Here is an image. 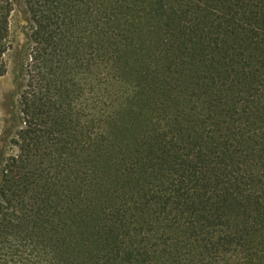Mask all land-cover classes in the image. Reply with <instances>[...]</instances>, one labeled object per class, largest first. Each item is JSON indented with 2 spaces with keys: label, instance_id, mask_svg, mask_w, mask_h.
Instances as JSON below:
<instances>
[{
  "label": "trees",
  "instance_id": "trees-1",
  "mask_svg": "<svg viewBox=\"0 0 264 264\" xmlns=\"http://www.w3.org/2000/svg\"><path fill=\"white\" fill-rule=\"evenodd\" d=\"M234 1L235 8L224 13L213 0H199L193 48L181 54L178 66L147 100L131 107L136 87L124 76L138 54L150 47L151 32L147 38L143 33L148 24L153 31L163 20L167 0H156V9L146 20L143 12L151 7H145L147 0H24L30 44L21 66L19 127L10 133L2 152L0 264H74L70 253H80L92 239H104V253L117 261L121 225L102 233L101 196L122 166L133 173L135 143L174 130L189 85L205 66L218 75L215 87L193 90L192 99L215 90L224 74L227 80L235 79L232 86L239 83L242 89L243 79H236L247 76L258 83L252 107L257 123L249 135L245 161L223 195L226 212L197 227L198 209L182 201L189 196L184 182L167 180L154 187L151 201L160 220L167 229L185 231L188 240L173 247L174 255L169 251L170 259L149 264H264V172L260 171H264V0ZM13 8V0H0V80L8 73L5 58L14 48ZM246 11L251 15L243 17L256 22L246 30L263 39L259 48L263 63L253 73L247 64L239 75L212 54L228 45L236 28H244L238 18ZM250 99L243 92L237 94L245 109ZM189 103L194 109L193 100ZM151 105L166 117L142 122L136 130ZM177 127L181 129L179 122ZM201 161L207 163L204 155ZM252 217L258 218V230L244 244L230 230L233 218Z\"/></svg>",
  "mask_w": 264,
  "mask_h": 264
},
{
  "label": "rangeland",
  "instance_id": "rangeland-1",
  "mask_svg": "<svg viewBox=\"0 0 264 264\" xmlns=\"http://www.w3.org/2000/svg\"><path fill=\"white\" fill-rule=\"evenodd\" d=\"M13 1L10 30L14 48L6 55L8 73L0 80V171L2 152L4 153L7 146L9 135L19 127L18 94L23 83L21 66L30 44V21L26 5L24 0ZM213 2L224 13H227L229 8H235L234 0ZM156 3V0H147L145 3V7L151 6L148 7L149 11L143 12L145 20L148 19L150 10L156 9ZM199 5V0H167L165 15L163 20L157 23L156 29L149 31L150 24L147 25L143 38H147L151 32V45L138 54L124 76L136 87V94L130 102L131 107L147 100L168 72L178 66L181 54L193 48L191 40L196 34ZM243 15L251 13L241 12L238 18L244 28H236L228 39V45L222 46L221 50L212 54L216 61L235 67L239 75H242L247 64L253 73L259 70L263 63L259 50L263 39L258 40V35L253 36L247 31L249 25L255 26L256 22L244 18ZM211 73L210 68L205 66L192 80L189 85L190 92L181 102L182 109L174 130L170 133L156 132L135 143L133 173H129L130 167L127 165L122 166L120 173L113 178L107 191L101 196L105 204L101 211L102 233L107 235L113 226L121 225L120 258L113 262L111 255L104 253V239L101 242L92 239L86 247L84 245L80 253L78 250L70 253L72 263L149 264L150 260L160 262L170 259L169 251L171 250L173 255L176 253L173 247H179L180 243L186 245L188 238L185 231L167 229L151 201L152 190L162 181L168 180L177 185L185 183L189 196L182 201L185 205L193 203L198 209L194 218L197 227L206 224L208 219L217 214L226 212L223 195L229 188V181H232L237 167L245 161L250 143L249 135L255 128L253 124L257 123L252 107L258 83L247 76H238L236 81L243 79L242 89L239 83L232 86L235 79L227 80L224 74L215 90L208 95L202 93L198 98L192 99L193 90H202L203 87L209 90L215 87L218 75ZM241 92L248 99L251 97V105L247 106V109L237 100V94ZM190 100L195 104L194 109L189 103ZM234 108L240 110L239 113H235ZM157 110L151 105L150 113L144 114L141 121H137L136 130L141 128L142 122L166 117L161 111L156 113ZM177 122L181 124V129L177 127ZM134 133L133 128L132 135ZM145 151H148L147 155H144ZM203 155L207 163L201 161ZM177 158L179 161L176 163ZM173 169L175 172H172ZM260 171L263 174L262 168ZM183 188L182 186L181 189ZM227 214L230 215V212ZM187 215L190 218L189 212ZM233 219L235 223L230 230L241 242L247 244L248 240L256 236L258 218ZM186 231L189 232L190 227Z\"/></svg>",
  "mask_w": 264,
  "mask_h": 264
}]
</instances>
